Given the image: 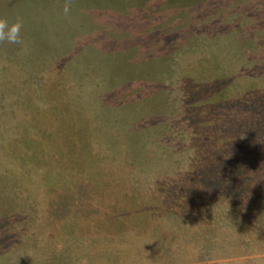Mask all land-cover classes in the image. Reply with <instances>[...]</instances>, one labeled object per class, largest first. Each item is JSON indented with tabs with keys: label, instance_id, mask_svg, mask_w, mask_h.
<instances>
[{
	"label": "rangeland",
	"instance_id": "rangeland-1",
	"mask_svg": "<svg viewBox=\"0 0 264 264\" xmlns=\"http://www.w3.org/2000/svg\"><path fill=\"white\" fill-rule=\"evenodd\" d=\"M0 0V264H264V0Z\"/></svg>",
	"mask_w": 264,
	"mask_h": 264
},
{
	"label": "clouds",
	"instance_id": "clouds-1",
	"mask_svg": "<svg viewBox=\"0 0 264 264\" xmlns=\"http://www.w3.org/2000/svg\"><path fill=\"white\" fill-rule=\"evenodd\" d=\"M71 0H66L63 11L67 15L70 12ZM23 28V20L19 17L13 22H9L6 18H0V43L23 44L21 29Z\"/></svg>",
	"mask_w": 264,
	"mask_h": 264
}]
</instances>
